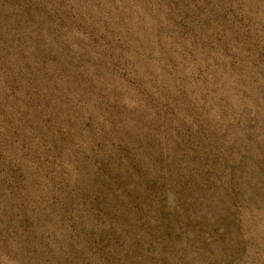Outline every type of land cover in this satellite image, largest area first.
<instances>
[{
    "label": "rangeland",
    "instance_id": "374dc122",
    "mask_svg": "<svg viewBox=\"0 0 264 264\" xmlns=\"http://www.w3.org/2000/svg\"><path fill=\"white\" fill-rule=\"evenodd\" d=\"M0 264H264V0H0Z\"/></svg>",
    "mask_w": 264,
    "mask_h": 264
}]
</instances>
